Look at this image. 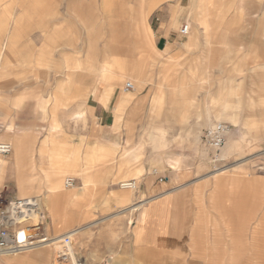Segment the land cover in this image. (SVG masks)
<instances>
[{
    "label": "rangeland",
    "instance_id": "1",
    "mask_svg": "<svg viewBox=\"0 0 264 264\" xmlns=\"http://www.w3.org/2000/svg\"><path fill=\"white\" fill-rule=\"evenodd\" d=\"M183 23L189 31L182 41L190 48L182 50V56H171L165 45L161 51L153 49V29L162 24L178 30ZM141 42L143 51L137 48ZM112 55L122 67L110 76L120 74L122 88L126 81L134 85L133 90L123 88L129 100L122 104L133 112L123 115L127 129L114 149L119 152L129 143L139 161L147 154L159 159L151 164L161 173L195 169L209 176V184L223 177L241 186L240 241L226 234L206 242L209 257L202 256L200 242L172 243L178 248L157 254L156 264H264V88L259 75L264 63V0H0V105L15 108L33 101L36 110L43 109L44 119L47 111L52 117L59 110L53 108L51 94L73 88L74 82L62 78L98 74L103 79L101 68ZM74 58L75 65H66ZM31 77L34 87L25 95ZM43 84L49 89L46 98L40 97ZM18 91L23 97L15 98ZM58 100H63L59 108L69 104L64 106V97ZM217 121L231 129L213 161V151L201 135ZM8 156L0 158V189L8 187ZM130 177L140 183L141 175L133 174L113 186L123 191L118 182ZM225 192L222 200H232ZM135 212L138 208L109 220L121 223L113 228L114 238L123 245L130 239L127 220ZM221 213L226 226L233 224L231 211ZM4 261L0 264H7ZM49 264H64L55 258V245Z\"/></svg>",
    "mask_w": 264,
    "mask_h": 264
},
{
    "label": "crops",
    "instance_id": "2",
    "mask_svg": "<svg viewBox=\"0 0 264 264\" xmlns=\"http://www.w3.org/2000/svg\"><path fill=\"white\" fill-rule=\"evenodd\" d=\"M180 27L167 30L159 24L152 30L156 40L153 49L161 51V45H165L171 49V56H182V50L190 47L182 41L188 32L181 33ZM171 33L175 36L171 37ZM137 48L143 51L145 44L138 43ZM73 60L66 65H75L77 59ZM118 67H122L121 61L112 55L101 68L103 79H98V74L85 75L84 79L78 74L64 76L62 80L74 82L73 88L51 94L53 108L59 111L52 117L47 111L46 119L43 109L36 110L33 101L16 109L7 103L0 105V138L12 145L5 160L9 180L5 183L10 191L20 197L41 196L47 231L60 235L74 230L73 252L86 264H156L157 254L177 249L171 244L178 242H200L205 251L202 256L209 257L206 242L218 241L220 235L226 234L233 235L230 240L240 241L239 235L236 238L241 228L240 185L229 184L223 177L209 184V176L195 169L168 175L151 164L159 160L151 155L139 161L138 152L129 143L119 152L114 149L121 142L119 135L127 129L123 115L133 112V108L122 104L129 98L123 91L121 75L110 76ZM260 69L264 88V63ZM33 87L31 77L26 81L25 95ZM42 87L40 97L46 98L49 89L44 84ZM14 96L23 97V92ZM59 97H64L63 104L68 106L59 108L63 102ZM44 104L45 101L38 102L41 108ZM66 174L76 179L74 187L62 185ZM133 174L141 175L138 190L121 191L113 186L117 179ZM158 177L163 180L158 181ZM225 190L231 193L232 200H222ZM120 205H124L119 209H125L124 213L138 208L127 220V245L114 238L113 227L121 223L109 221L111 216L121 214H109ZM221 210L232 212L233 224L226 226ZM16 257L20 259L22 255ZM5 258L6 255L0 261L5 262Z\"/></svg>",
    "mask_w": 264,
    "mask_h": 264
},
{
    "label": "built area",
    "instance_id": "3",
    "mask_svg": "<svg viewBox=\"0 0 264 264\" xmlns=\"http://www.w3.org/2000/svg\"><path fill=\"white\" fill-rule=\"evenodd\" d=\"M188 24L180 27V32H188ZM125 90H133L130 81L124 84ZM231 126L224 122H214L206 127L201 141L213 151V161L218 160V153L226 143ZM12 151L10 142L0 140V158ZM163 177H158L162 181ZM76 179L67 176L63 180L64 188H72ZM118 187L123 190H137L139 181L136 178L122 180ZM47 216L41 204V196L20 197L14 195L7 187L0 189V254H11L29 247L47 242L55 245V258L64 264H86L84 259L72 251V238L75 231L52 235L47 231Z\"/></svg>",
    "mask_w": 264,
    "mask_h": 264
},
{
    "label": "bare ground",
    "instance_id": "4",
    "mask_svg": "<svg viewBox=\"0 0 264 264\" xmlns=\"http://www.w3.org/2000/svg\"><path fill=\"white\" fill-rule=\"evenodd\" d=\"M219 171L221 172L222 170H219ZM125 211H126L125 209H121L117 211V213H124ZM50 243L54 244L52 242H47L44 244L37 245L36 247L33 246V248L29 247L31 249L26 248L23 251L21 250L15 253H11L8 256H6L7 264H32V263L49 264V253H50V247H51ZM19 255H22L20 259L16 257Z\"/></svg>",
    "mask_w": 264,
    "mask_h": 264
}]
</instances>
